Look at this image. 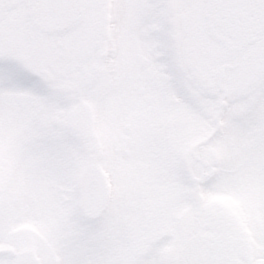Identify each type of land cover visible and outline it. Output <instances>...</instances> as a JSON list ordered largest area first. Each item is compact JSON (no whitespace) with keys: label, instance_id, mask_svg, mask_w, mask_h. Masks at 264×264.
Here are the masks:
<instances>
[{"label":"snow or ice","instance_id":"1","mask_svg":"<svg viewBox=\"0 0 264 264\" xmlns=\"http://www.w3.org/2000/svg\"><path fill=\"white\" fill-rule=\"evenodd\" d=\"M0 264H264V0H0Z\"/></svg>","mask_w":264,"mask_h":264}]
</instances>
